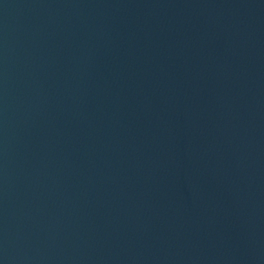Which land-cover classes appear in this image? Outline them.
<instances>
[{
    "label": "water",
    "instance_id": "1",
    "mask_svg": "<svg viewBox=\"0 0 264 264\" xmlns=\"http://www.w3.org/2000/svg\"><path fill=\"white\" fill-rule=\"evenodd\" d=\"M0 264H264V0H0Z\"/></svg>",
    "mask_w": 264,
    "mask_h": 264
}]
</instances>
